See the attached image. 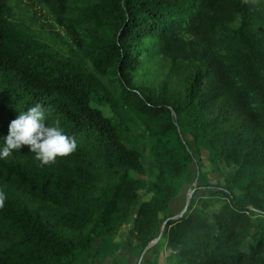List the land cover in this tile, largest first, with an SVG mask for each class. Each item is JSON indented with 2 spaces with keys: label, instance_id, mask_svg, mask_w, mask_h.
Instances as JSON below:
<instances>
[{
  "label": "trees",
  "instance_id": "trees-1",
  "mask_svg": "<svg viewBox=\"0 0 264 264\" xmlns=\"http://www.w3.org/2000/svg\"><path fill=\"white\" fill-rule=\"evenodd\" d=\"M37 103L78 148L0 159V264H95L131 217L147 247L196 160L184 131L233 170L206 187L221 212L167 221L177 264H264V0H0V147ZM131 122L158 165L142 202Z\"/></svg>",
  "mask_w": 264,
  "mask_h": 264
},
{
  "label": "rangeland",
  "instance_id": "rangeland-1",
  "mask_svg": "<svg viewBox=\"0 0 264 264\" xmlns=\"http://www.w3.org/2000/svg\"><path fill=\"white\" fill-rule=\"evenodd\" d=\"M94 104L100 107L105 115H113L109 106L99 103ZM126 136L129 140L127 143L132 147H137L142 152V162L145 166L144 173L135 174L145 185V188L140 191L139 202L151 200L153 193L148 192V188H150L152 182L156 179L158 165L150 155V150L146 144V138L140 125L131 122V127L126 131ZM184 136L191 148L196 150L198 147L199 150L195 151L196 160L190 164L184 180L178 184L177 195L170 202L165 215L176 217L186 208L183 214L185 215L191 212L190 207L193 204V208H199L205 214L214 216L221 212L223 202L219 196L213 194L212 189L206 187L216 184L225 186L230 181L229 173L233 169L215 163L212 160L210 150L202 144H197L188 131H184ZM237 193L241 194L242 189H238ZM204 201H207V206H203ZM132 222L133 217L105 240L100 238L94 239V249L98 246L102 249L100 257L96 260L95 264L178 263L179 259L174 255V250L170 247L168 235H163L166 228L164 223L161 230V238L148 248H142L139 246V240L129 233V227ZM246 245H244V248L247 247Z\"/></svg>",
  "mask_w": 264,
  "mask_h": 264
},
{
  "label": "clouds",
  "instance_id": "clouds-1",
  "mask_svg": "<svg viewBox=\"0 0 264 264\" xmlns=\"http://www.w3.org/2000/svg\"><path fill=\"white\" fill-rule=\"evenodd\" d=\"M23 146L30 147L40 167L51 166L58 158L67 157L78 148L75 138L65 132L59 120L51 125L46 123L45 108L40 103L20 112L10 122L8 134L0 147V159L7 160ZM6 200V192L0 189V209L5 207Z\"/></svg>",
  "mask_w": 264,
  "mask_h": 264
},
{
  "label": "water",
  "instance_id": "water-1",
  "mask_svg": "<svg viewBox=\"0 0 264 264\" xmlns=\"http://www.w3.org/2000/svg\"><path fill=\"white\" fill-rule=\"evenodd\" d=\"M185 210H186V208L184 209V211H183L180 215H178V216H176V217H170L169 219H167V220L164 222V224L166 225L167 221L170 220V219H176V218L182 217L183 214H184V212H185ZM161 236H162V232L159 234V236H158L154 241H152V242L147 246V248H148L149 246L153 245L154 243H156V242L161 238Z\"/></svg>",
  "mask_w": 264,
  "mask_h": 264
}]
</instances>
